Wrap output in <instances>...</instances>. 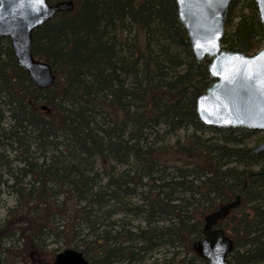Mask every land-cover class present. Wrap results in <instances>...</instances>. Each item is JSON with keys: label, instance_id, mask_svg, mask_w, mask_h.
I'll return each mask as SVG.
<instances>
[{"label": "trees", "instance_id": "obj_1", "mask_svg": "<svg viewBox=\"0 0 264 264\" xmlns=\"http://www.w3.org/2000/svg\"><path fill=\"white\" fill-rule=\"evenodd\" d=\"M73 2L33 35L51 88L34 85L0 39V187L17 199L0 226V264L37 258L46 234L92 264H145L159 249L153 264H206L195 251L206 218L238 196L214 228L234 243L231 264H264V166L254 170L264 154L243 143L256 132L199 122L196 99L213 80L175 1ZM263 43L254 1L233 0L223 47L251 55ZM14 237L22 247H5Z\"/></svg>", "mask_w": 264, "mask_h": 264}, {"label": "water", "instance_id": "obj_2", "mask_svg": "<svg viewBox=\"0 0 264 264\" xmlns=\"http://www.w3.org/2000/svg\"><path fill=\"white\" fill-rule=\"evenodd\" d=\"M178 22L189 40L193 58L198 63L209 60L207 71L213 80L196 99L199 122L211 129H246L264 132V47L254 54L227 50L222 41L233 0H174ZM264 27V0H253ZM73 0L51 4L43 0H0V39L11 41L18 64L40 89L56 82L52 66L35 58L34 32L58 14L72 12ZM43 109H46L45 107ZM252 154H264V141L252 148ZM240 204H228L206 218L204 238L195 245L197 255L206 264H230L234 243L222 229H213ZM54 264H91L79 250L58 253Z\"/></svg>", "mask_w": 264, "mask_h": 264}, {"label": "rangeland", "instance_id": "obj_3", "mask_svg": "<svg viewBox=\"0 0 264 264\" xmlns=\"http://www.w3.org/2000/svg\"><path fill=\"white\" fill-rule=\"evenodd\" d=\"M236 23V22H235ZM233 22V24H235ZM228 32L233 30V26H230L229 28H227ZM6 39V38H5ZM264 47V43L262 44V48ZM184 132H181L180 135H183ZM212 135H217V134H213ZM219 137V136H216ZM246 136H244L242 138L243 143L249 145L250 147H255L256 145L260 144L261 142L264 141V132H257L254 135H251L249 137H246V139H244ZM37 155H40V153L38 152ZM10 156L11 158L14 159L15 157V153L14 152H10ZM259 166H254V170H259L261 167L264 166V162H260L258 164ZM5 178H7V175H4ZM29 181V179L25 180L24 183H22V185H26L27 182ZM1 190V197H0V226L6 221V219L8 218V209L10 208H14L17 204V199L15 196H13L12 194H10L7 190L6 187L1 186L0 187ZM137 201V200H135ZM120 217L119 215L116 216V218ZM129 221L131 223H133L134 225H138L140 224V220L138 219H134V218H129ZM62 224V223H61ZM11 240V239H9ZM5 241L4 242V246L5 247H19L21 248L23 245V241L18 242V239L16 237H14V240L12 241ZM21 243V244H20ZM38 245L40 247L41 252H39L38 250L37 253H40L37 257L41 258V260H39L40 262L42 261L44 262H52V259H54L55 255H57L59 252L64 251L65 249H67L69 246L68 244L65 243V240L63 237L59 236L58 238H56L54 235H44L42 236L39 241H38ZM74 246H71V248H73ZM165 252L164 249H159L157 252H155L152 256V258L150 260H148L145 264H153L154 262L158 261L161 257L162 254ZM36 255V254H34ZM3 258V257H1ZM18 261V260H16ZM16 264H35L32 260V262L29 260L26 261H18Z\"/></svg>", "mask_w": 264, "mask_h": 264}, {"label": "flooded vegetation", "instance_id": "obj_4", "mask_svg": "<svg viewBox=\"0 0 264 264\" xmlns=\"http://www.w3.org/2000/svg\"><path fill=\"white\" fill-rule=\"evenodd\" d=\"M35 254H37V253H35ZM37 255H39V254H37ZM39 260H41V258H35V259H33V262L35 263V264H54V262H53V259H52V262H40ZM32 262V261H31Z\"/></svg>", "mask_w": 264, "mask_h": 264}, {"label": "snow or ice", "instance_id": "obj_5", "mask_svg": "<svg viewBox=\"0 0 264 264\" xmlns=\"http://www.w3.org/2000/svg\"><path fill=\"white\" fill-rule=\"evenodd\" d=\"M37 3L42 5L43 4V0H37Z\"/></svg>", "mask_w": 264, "mask_h": 264}]
</instances>
